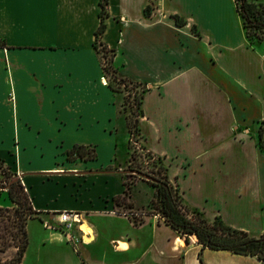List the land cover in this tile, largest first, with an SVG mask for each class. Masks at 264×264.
I'll return each mask as SVG.
<instances>
[{
	"label": "crops",
	"instance_id": "crops-1",
	"mask_svg": "<svg viewBox=\"0 0 264 264\" xmlns=\"http://www.w3.org/2000/svg\"><path fill=\"white\" fill-rule=\"evenodd\" d=\"M100 10V0H0V159L35 211L21 264H261L202 249L195 235L186 243L156 213L135 224L118 210L129 129L94 47ZM104 23L98 41L117 73L146 87L140 141L184 202L263 232L264 42L249 43L235 0H108ZM74 145L95 156L68 157ZM141 181L149 193L137 198ZM154 197L134 182L133 210ZM62 211L79 222L66 229Z\"/></svg>",
	"mask_w": 264,
	"mask_h": 264
},
{
	"label": "trees",
	"instance_id": "trees-1",
	"mask_svg": "<svg viewBox=\"0 0 264 264\" xmlns=\"http://www.w3.org/2000/svg\"><path fill=\"white\" fill-rule=\"evenodd\" d=\"M237 11L242 17L243 27L250 44L264 40V37L251 33V28L255 32L264 34V4L260 0H235ZM108 0H100V24L95 31L94 47L96 51L105 56L106 52H110L107 62L102 66L109 74L107 79L108 86L114 91H125L129 83L133 85H142L143 88L137 99L139 114L135 119L127 118L129 132L135 127L139 132V116L141 115V99L146 90L144 84L132 80L128 77L120 76L112 64L114 54L113 49L107 48L106 45L99 42V36L105 29L104 18L107 12ZM147 11V10H146ZM176 22L179 23L178 16H174ZM259 35V36H258ZM126 96L124 95L123 105L126 104ZM260 146L264 148L262 143V135L260 133ZM147 152H149L147 150ZM152 157L155 154L150 153ZM68 157L80 156L92 158L95 156L93 150H88L83 145H74L68 152ZM159 166L156 171H140V164L137 161L136 153L130 152V159L127 165L130 172L124 176V184L126 185L124 194L115 197L116 205H119L121 212L129 215L135 224H139L144 220V213H156L165 223L174 228L184 239L186 243L190 242L192 235L196 236V241L201 244V248L226 249L234 253L252 255L264 264V231L254 233L233 227L226 224L220 215L213 219H208L204 212L196 207H191L184 202L177 183H173L167 173V167L163 164L162 158L157 157ZM0 171L5 179L0 184L7 190L8 196L12 203L11 206H0V264H21L23 252L28 243L26 232V222L29 217L34 215L31 198L25 190L20 179L15 177V173L9 166L5 165L0 159ZM148 184L155 188V197L149 203V210H133V202L130 200L132 186L138 175ZM138 178V177H137ZM5 184L8 187H5ZM9 249H14L11 256H7Z\"/></svg>",
	"mask_w": 264,
	"mask_h": 264
},
{
	"label": "rangeland",
	"instance_id": "rangeland-1",
	"mask_svg": "<svg viewBox=\"0 0 264 264\" xmlns=\"http://www.w3.org/2000/svg\"><path fill=\"white\" fill-rule=\"evenodd\" d=\"M251 33L252 34H256L257 37V33L259 35H261L262 37H264V34L262 32H260V30L258 32H255L253 28H251ZM258 35V36H259ZM264 42V40H262ZM261 42V41H259ZM100 55V59H101V65L103 66L106 62L107 59L110 55V52H106L105 56H103L102 53L99 54ZM102 76L105 77H109V74H107V72L103 69L102 67ZM143 88L142 85H133L131 83H129V85L127 86V89L123 92V95L126 96L127 100H126V104L125 107L123 105V109L127 112V118L131 117L132 119H135L137 117V115L139 114V107H138V102L137 99L139 97V93L141 91V89ZM132 133L129 132V149L130 152L134 151L136 153V158L138 163L140 164V171L141 172H146V171H156L158 166H159V161L157 159V155H155L154 157L151 156L150 153H153L152 151L147 152V149L144 147V145L141 143L140 141V136L139 133L137 132V130L135 129V127H133L131 129ZM127 131H126V135H127ZM125 136L124 132H121L119 134L118 139L121 140L123 137ZM126 143H127V139H126ZM126 152H128V149H126ZM127 156V153H126ZM130 159V157H129ZM129 163V161H128ZM128 169V168H127ZM127 172L129 173L130 170H127ZM136 175H138L135 179V181L137 179H142L141 177H143V174L140 173H136ZM5 179L4 175L1 173L0 171V184L2 183V181ZM5 187H8L7 184H5ZM3 189V187H0ZM147 193H149V188L148 185L145 184V182H139L138 185L136 186V197L137 198H144ZM2 202V203H1ZM0 206H11L12 203L10 201V198L8 196L7 191L6 192H0ZM6 204V205H5ZM121 208V207H120ZM147 210L150 209V207L146 208ZM14 249H9L7 252V256H11L12 253H14Z\"/></svg>",
	"mask_w": 264,
	"mask_h": 264
},
{
	"label": "built area",
	"instance_id": "built-area-1",
	"mask_svg": "<svg viewBox=\"0 0 264 264\" xmlns=\"http://www.w3.org/2000/svg\"><path fill=\"white\" fill-rule=\"evenodd\" d=\"M108 78L109 77L102 76V79L104 80H107ZM59 221L66 229H70L73 227L74 223L79 222V218L73 212L62 211L59 213Z\"/></svg>",
	"mask_w": 264,
	"mask_h": 264
}]
</instances>
